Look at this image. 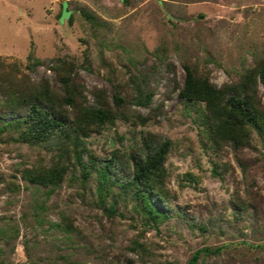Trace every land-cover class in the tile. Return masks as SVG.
Instances as JSON below:
<instances>
[{"label":"rangeland","instance_id":"374dc122","mask_svg":"<svg viewBox=\"0 0 264 264\" xmlns=\"http://www.w3.org/2000/svg\"><path fill=\"white\" fill-rule=\"evenodd\" d=\"M263 60L264 0H0V114L33 83L63 99L67 78L71 118L98 97L113 114L66 154L0 116V264H187L202 247L193 264H264V135L246 124L236 146L221 140L205 102L179 95L184 65L227 88ZM147 133L168 141L157 219L117 184L128 168L98 176Z\"/></svg>","mask_w":264,"mask_h":264},{"label":"trees","instance_id":"16d2710c","mask_svg":"<svg viewBox=\"0 0 264 264\" xmlns=\"http://www.w3.org/2000/svg\"><path fill=\"white\" fill-rule=\"evenodd\" d=\"M65 5L66 2L63 1L62 10L68 16L67 20H70L69 10ZM37 61L39 59H32V62ZM183 68L184 81L179 95L205 102L207 109L214 114L212 117L219 127L221 140L236 146L241 142L238 134L244 131L246 124L255 126L264 135V104H258L254 98L256 80L264 85V60L252 68L239 85H230L227 88L217 87L207 79L195 78L186 65ZM62 81L65 87L60 92L63 94V99L57 96L58 92L51 89L46 81L33 83L32 90L17 105L19 111L13 107L3 110L0 116L4 118L14 116L9 123H17L20 127L19 136L24 141H39L47 148H56L58 152L66 154L69 150L71 152L77 150V134L84 133L86 126L101 125L112 118L113 114L107 101L98 97L80 106L77 119L71 118L67 106L76 105L73 80L67 78ZM112 98L116 104L122 102L116 92L113 93ZM136 101L144 104L146 99L143 97L142 100L138 98ZM147 134L142 137L139 150L129 153L127 160H118L115 153L101 159L98 176L104 183H116L128 168L127 177L117 184L122 189H132L139 200L140 210L148 217L157 219L168 215L165 209L152 204V200L161 202L158 187L164 173L163 160L168 141L154 138V134ZM76 160L80 161L78 153ZM113 172L120 174L112 177ZM49 177L54 179L55 171L50 173ZM205 249V247L195 249L188 257L187 264H193L199 251Z\"/></svg>","mask_w":264,"mask_h":264}]
</instances>
